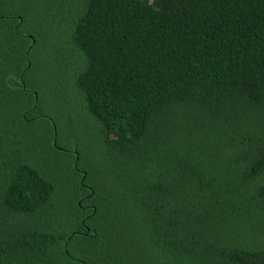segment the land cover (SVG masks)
Here are the masks:
<instances>
[{
  "label": "trees",
  "instance_id": "trees-1",
  "mask_svg": "<svg viewBox=\"0 0 264 264\" xmlns=\"http://www.w3.org/2000/svg\"><path fill=\"white\" fill-rule=\"evenodd\" d=\"M0 264H264V0H0Z\"/></svg>",
  "mask_w": 264,
  "mask_h": 264
}]
</instances>
